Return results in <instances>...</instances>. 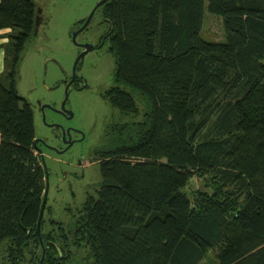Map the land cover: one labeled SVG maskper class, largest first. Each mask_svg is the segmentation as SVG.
I'll list each match as a JSON object with an SVG mask.
<instances>
[{
	"label": "trees",
	"instance_id": "obj_1",
	"mask_svg": "<svg viewBox=\"0 0 264 264\" xmlns=\"http://www.w3.org/2000/svg\"><path fill=\"white\" fill-rule=\"evenodd\" d=\"M206 1L222 19L221 41L200 34L205 0L97 8L107 23L98 47L108 40L116 58L105 97L135 115L124 86L133 87L149 108L107 125L101 181L72 224L47 219L46 201L42 264H72L80 249L82 264H199L216 245L217 264H264V0ZM38 13L33 0H0V29H10L0 75V244L9 239L20 255L26 248L34 264L45 166L14 75ZM208 173L218 187L192 200L185 186Z\"/></svg>",
	"mask_w": 264,
	"mask_h": 264
},
{
	"label": "rangeland",
	"instance_id": "obj_2",
	"mask_svg": "<svg viewBox=\"0 0 264 264\" xmlns=\"http://www.w3.org/2000/svg\"><path fill=\"white\" fill-rule=\"evenodd\" d=\"M39 10V22L24 45L22 56L16 65L14 86L33 111L34 131L49 169V190L46 218H53L68 227L78 209L90 195H96L101 181L99 162L94 153L107 140V125L121 121L142 119L149 103L137 89L124 86L136 103L135 115L121 112L102 93L115 85L116 58L109 41L101 47L87 51L76 65V80L68 90L65 110L72 112L67 117L59 111L65 97V79L73 73L74 62L82 46L74 43L71 31L85 19L99 0H33ZM205 0L201 36L206 40L221 41L224 38L221 17L207 10ZM107 30L97 9L88 26L81 30L78 43L97 44ZM9 80H4L7 85ZM61 128H72L71 137L83 135L67 149L60 150L63 140L58 135ZM79 159L82 163L79 164ZM96 160V161H94ZM94 161V162H93ZM84 164V166H83ZM218 179L212 173L205 176L194 174L185 186V192L194 200L200 191L211 192L218 187ZM45 224V230L51 228ZM14 249V253H12ZM15 250L9 239L0 244V264H34L30 253ZM73 255L72 264H82L85 250ZM36 252V248H35ZM218 246L210 248L199 264H217ZM36 255V253H35ZM42 255V254H41ZM20 258H19V257ZM35 258V256H34ZM72 258V257H71ZM41 259V257H40Z\"/></svg>",
	"mask_w": 264,
	"mask_h": 264
},
{
	"label": "water",
	"instance_id": "obj_3",
	"mask_svg": "<svg viewBox=\"0 0 264 264\" xmlns=\"http://www.w3.org/2000/svg\"><path fill=\"white\" fill-rule=\"evenodd\" d=\"M107 0H99L96 5L94 6V8L91 10V12L89 13V15L85 18V20L83 21V23L76 29L72 30L71 31V38H72V41L82 47H85L84 50L82 52L79 53V55L77 56L75 62H74V66H73V73L71 75V78L67 81L66 83V86H65V97H64V100L62 101V104H61V108L60 110L63 111V112H68L69 113V117L72 116V112L68 111V110H65V102L67 100V97H68V90L71 88V84L72 82L75 80V72H76V65L79 61V59L89 50H91L94 46L93 44L91 43H78L77 40H76V37L78 35V33L83 30L84 28H86L91 20V18L93 17L95 11L97 10V8L102 5L104 2H106ZM39 11V10H38ZM39 22V16L36 15V23ZM63 130V136H65V133L67 132L69 134V128L68 129H64L62 128ZM39 139L36 138V147H37V141ZM39 150V148H38ZM41 151V149H40ZM41 159L44 163V166L45 168H47L46 166V163L44 161V155L41 154ZM48 178H49V172L48 170L45 172V189H44V194H43V198H42V202H41V206H40V210H39V215H38V220H37V226H36V230H37V234H38V237L40 239V242H41V246H42V255H41V259H40V263L42 264L43 262V258H44V254H45V246H44V243H43V240H42V236H41V230H40V227H41V222H42V217H43V214H44V210H45V204H46V201H47V197H48V190H49V183H48Z\"/></svg>",
	"mask_w": 264,
	"mask_h": 264
},
{
	"label": "flooded vegetation",
	"instance_id": "obj_4",
	"mask_svg": "<svg viewBox=\"0 0 264 264\" xmlns=\"http://www.w3.org/2000/svg\"><path fill=\"white\" fill-rule=\"evenodd\" d=\"M85 20V19H84ZM83 20V21H84ZM83 21H82V23H83ZM82 23H80L79 24V26L82 24ZM78 26V27H79ZM77 27V28H78ZM94 47L93 48H95V47H98V43L97 44H94L93 45ZM101 47V46H100ZM84 48L85 47H82V49L84 50ZM71 78V76L69 77V78H67V79H65V84L67 83V81L69 80ZM75 80H76V77H75ZM75 80L73 81V82H75ZM72 82V83H73ZM101 96H103V97H105V92L104 93H102L101 94ZM59 111L60 112H62V114H64L65 116H67V117H69V113L68 112H63V111H61L60 109H59ZM71 131H72V128H69V134L66 132L65 133V136H63V130H62V128H61V134L60 135H58L59 136V138L61 139V140H63V145H62V147L60 148L59 147V149H55V151L56 152H58V153H61V151L60 150H62V149H67L69 146H71L73 143H74V141H76V140H81V138L83 137V135H81L80 134V136L79 137H75V138H72L71 136ZM71 135V136H70ZM39 140L37 141V150H36V136H35V142H34V145H35V152L37 151V153L41 156V154H43V151L41 150L40 151V147H39ZM38 148H39V150H38ZM99 151V148H96L92 153H94L96 156H98L97 157V160L99 161L100 160V158H99V155H100V153L98 152ZM44 155V154H43ZM94 161H96V160H94ZM93 161V162H94ZM82 163V160L81 159H79V164H81ZM83 166H84V164H83ZM48 170V172L50 173V171H49V169L48 168H45V172Z\"/></svg>",
	"mask_w": 264,
	"mask_h": 264
},
{
	"label": "crops",
	"instance_id": "obj_5",
	"mask_svg": "<svg viewBox=\"0 0 264 264\" xmlns=\"http://www.w3.org/2000/svg\"><path fill=\"white\" fill-rule=\"evenodd\" d=\"M9 30L10 29L8 28L0 29V75H2L5 71V45L8 42L7 33L9 32Z\"/></svg>",
	"mask_w": 264,
	"mask_h": 264
}]
</instances>
